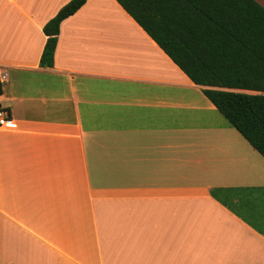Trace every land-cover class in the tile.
Returning a JSON list of instances; mask_svg holds the SVG:
<instances>
[{
  "label": "crops",
  "instance_id": "crops-1",
  "mask_svg": "<svg viewBox=\"0 0 264 264\" xmlns=\"http://www.w3.org/2000/svg\"><path fill=\"white\" fill-rule=\"evenodd\" d=\"M69 1L0 0V264H264V156L117 0L42 66Z\"/></svg>",
  "mask_w": 264,
  "mask_h": 264
},
{
  "label": "trees",
  "instance_id": "trees-1",
  "mask_svg": "<svg viewBox=\"0 0 264 264\" xmlns=\"http://www.w3.org/2000/svg\"><path fill=\"white\" fill-rule=\"evenodd\" d=\"M86 1L70 0L46 23L42 66L53 65L61 22ZM117 1L264 156V6L256 0Z\"/></svg>",
  "mask_w": 264,
  "mask_h": 264
},
{
  "label": "built area",
  "instance_id": "built-area-1",
  "mask_svg": "<svg viewBox=\"0 0 264 264\" xmlns=\"http://www.w3.org/2000/svg\"><path fill=\"white\" fill-rule=\"evenodd\" d=\"M1 93H2V83H0V94ZM9 116H10L9 111L6 108L0 106V126L8 125L10 120Z\"/></svg>",
  "mask_w": 264,
  "mask_h": 264
}]
</instances>
